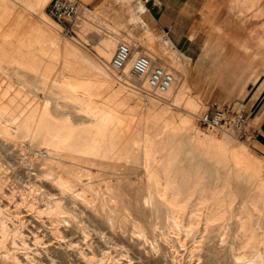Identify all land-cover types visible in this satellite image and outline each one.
<instances>
[{
  "label": "rangeland",
  "instance_id": "1",
  "mask_svg": "<svg viewBox=\"0 0 264 264\" xmlns=\"http://www.w3.org/2000/svg\"><path fill=\"white\" fill-rule=\"evenodd\" d=\"M49 1L0 0V264H235L234 249L246 252L239 221L229 219L222 243L203 231L202 210L194 220L178 211L171 223L153 209L161 161L145 152L155 159L169 144L172 169L191 167L205 181L231 168L211 155L221 144L248 152L259 174L229 177L230 190L234 212L246 201L256 215L264 150L255 138L207 130L198 116L209 99L249 109L255 121L264 115V0L206 3L192 58L141 19V3L78 0L65 32L46 14ZM219 32L227 42L211 50ZM120 41L171 69L172 87L152 96L117 82L109 60ZM67 126L72 147L52 137Z\"/></svg>",
  "mask_w": 264,
  "mask_h": 264
},
{
  "label": "bare ground",
  "instance_id": "2",
  "mask_svg": "<svg viewBox=\"0 0 264 264\" xmlns=\"http://www.w3.org/2000/svg\"><path fill=\"white\" fill-rule=\"evenodd\" d=\"M151 59L153 60L152 57ZM128 65L129 63L127 64V66ZM131 84L134 90H136L134 87H139L140 89L139 91H143L144 89H147L145 83L142 82L140 84H135L131 82ZM77 87H79L78 84ZM183 89H186V87H184ZM162 94H156V95L151 94V95L160 96ZM25 121H23L22 123H25ZM44 122L45 119H41L40 122H38V125ZM100 124H104V122ZM54 131L55 132L52 135L54 143L63 142V145L67 144L70 145L71 147L75 145L74 143H72L71 145L68 142V140L70 139L74 140L77 138L76 134L74 133V131L71 130L69 126L65 128L55 127ZM79 146H81V144ZM147 148L148 147H146V149ZM171 149L172 148L170 147L169 144L160 145L158 151L161 154L160 156H158V158L155 159L153 157L152 158L150 157L149 150L145 152L146 160L148 162L152 163L154 161H161L160 165H158V167H156L155 170L151 173V178L155 183L153 187L154 192L156 193L157 196L159 195V197L160 196L162 197L160 199L156 198L152 201L153 209L157 212H165L167 214H170V222L175 223L177 225L180 222L178 219L179 216L175 215L178 211H185V213L187 214L186 216L189 219L194 220L199 214L198 211L202 210L203 216L201 219L202 220L201 225L203 231H207L208 233H210L213 236V238L217 239L219 243L222 241L224 237L221 236L222 235L221 231L226 228L229 219L234 218L235 220L239 221V228L242 229L243 231L242 234L244 235L242 241L244 245L242 246L246 248L245 253H241L237 251L238 250L237 248L234 249L232 257H234L235 264H264V200H263L264 198L260 202L258 201L259 203L257 202L254 203L255 205L253 206L255 207V211H256L255 216L251 214V212L253 211L252 209L253 207L250 208L248 206V203H245L246 199H244L245 202L238 203L240 204L241 210L237 209V211L234 212L235 210L233 209H235V207L233 204L235 201V197H234L235 195H233V193L230 190L231 187L229 181V177L231 176H235V177L239 176V178H241L242 173L248 174L249 177L258 175L259 165L256 164V162H251V160L253 159L249 157L248 152L234 149L232 146L228 147L221 144L219 150L217 151L213 150L211 155L213 157L219 156L217 159V163L220 164L230 163L231 168L230 170L227 169L226 173L224 174L215 171V173H211V175L209 176L210 177L209 180L205 181L203 177L199 174V172L191 167H189L188 168L189 170H187L186 167L180 165L179 167H177V170H174V168L172 169L171 162L175 159V157L173 156L174 151L172 152ZM157 154L159 155V153ZM159 158L162 159L160 160ZM178 160H182V159H178ZM176 161L177 160H175V162ZM156 163L158 164V162ZM242 212L249 213V215L245 217L247 218V221L244 223L241 222V219L243 218L241 215ZM186 224L190 225L188 224V222ZM193 229H194L193 227L189 226L187 232H190Z\"/></svg>",
  "mask_w": 264,
  "mask_h": 264
},
{
  "label": "built area",
  "instance_id": "3",
  "mask_svg": "<svg viewBox=\"0 0 264 264\" xmlns=\"http://www.w3.org/2000/svg\"><path fill=\"white\" fill-rule=\"evenodd\" d=\"M45 11L54 23L62 27V30L69 32L72 29L71 23L78 14L79 2L50 0ZM109 68L117 82L145 83L147 88L145 90L155 95L166 92L175 80L171 69L162 64H155L145 53L133 55L132 46L125 41L117 43L109 60ZM134 88L135 91L140 90L139 87ZM204 107L198 120L207 130H224L246 142L255 138L257 130L244 107L234 109L230 103H221L217 99H209Z\"/></svg>",
  "mask_w": 264,
  "mask_h": 264
},
{
  "label": "crops",
  "instance_id": "4",
  "mask_svg": "<svg viewBox=\"0 0 264 264\" xmlns=\"http://www.w3.org/2000/svg\"><path fill=\"white\" fill-rule=\"evenodd\" d=\"M106 0H85L84 3L96 7H102ZM113 1V0H108ZM123 1V0H119ZM118 1V2H119ZM130 5L135 6L141 3L143 7L139 10L143 15L141 19L152 26L157 31H162L170 43L176 47L181 48L186 56L192 58L193 53L198 49L200 37L203 33V14L207 11L206 3L214 6L213 0H129ZM145 9V10H144ZM220 31V30H219ZM221 33L213 40L214 45L211 50H215L216 45L225 44L227 41L221 39ZM212 52V51H211ZM230 53V54H229ZM189 54V55H188ZM224 54H229V58L236 59L235 54L224 51ZM150 56V55H149ZM238 63V62H237ZM234 67H238L234 64ZM187 84V81H184ZM245 109V108H244ZM252 122L255 124L256 135L254 144L264 150V115L258 117L259 120L252 116L250 110L245 109Z\"/></svg>",
  "mask_w": 264,
  "mask_h": 264
}]
</instances>
